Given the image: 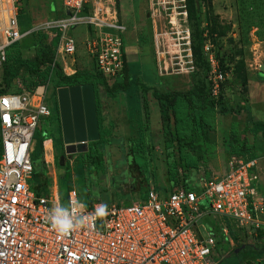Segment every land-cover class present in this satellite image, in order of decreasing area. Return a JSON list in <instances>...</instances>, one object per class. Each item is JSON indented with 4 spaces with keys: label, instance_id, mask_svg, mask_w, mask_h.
Masks as SVG:
<instances>
[{
    "label": "built area",
    "instance_id": "built-area-1",
    "mask_svg": "<svg viewBox=\"0 0 264 264\" xmlns=\"http://www.w3.org/2000/svg\"><path fill=\"white\" fill-rule=\"evenodd\" d=\"M142 1L155 28L161 73L160 63L167 55L170 60H180L174 73L193 70L189 0ZM16 3L0 0L4 19L0 68L11 46L36 33L59 39L53 69L59 59H74L78 41L71 33L80 27L89 32L84 49L106 80L117 79L126 68L128 27L120 19L117 0H61L62 15L33 24L24 33ZM211 47L207 42L203 52L212 69L211 96L218 101L226 77L217 68ZM174 53L175 58L171 56ZM187 64L192 67L186 68ZM17 82L20 85L21 81ZM49 83L33 92L0 95V264H216L215 236L203 238L198 231V223L209 216L232 221L238 230L264 239L259 158L232 156L223 176L166 197L151 189L144 200L124 207L101 202L85 205L76 189L68 193L63 206L36 194L30 187L33 145L40 122L51 116L46 96ZM100 205H106L103 217L96 216ZM56 209H64L72 220L73 227L67 233L53 227ZM222 232L228 236V227Z\"/></svg>",
    "mask_w": 264,
    "mask_h": 264
},
{
    "label": "rangeland",
    "instance_id": "rangeland-1",
    "mask_svg": "<svg viewBox=\"0 0 264 264\" xmlns=\"http://www.w3.org/2000/svg\"><path fill=\"white\" fill-rule=\"evenodd\" d=\"M16 1L19 12H25L21 14L22 18L30 19L33 24L62 15L61 0ZM117 6L121 21L128 27L124 48L126 68L119 76L118 82L123 84L129 82V90L126 95L119 96L118 105L122 103L127 105L125 101L129 98L130 107L127 111L129 116L125 117L127 122H124L111 137L112 148L109 149L108 144L97 145L104 147L99 148L104 155L100 170L91 167L88 161L79 160L82 155L86 156L88 153L66 156L60 161L65 155V150H62V144L55 134V150L58 154L56 168L62 198H66L72 189H76L85 205L99 201L106 205L115 204L124 207L144 200L151 189L166 197L173 191L183 189L185 184L196 186L209 181L215 178V175L213 176L215 170L221 173L228 170V162L232 157L230 136L233 129L252 147L251 153L246 157L253 154L260 159V191L264 194V131L256 130L253 126L254 123L264 124V75L260 71L261 65L264 64V0L199 2L198 16L195 15L193 22H190L193 70L174 73L179 69L180 60H170L167 55V58L161 59L160 63L163 78L158 74L155 28L147 18L145 2L117 0ZM3 25L4 19L0 11V28ZM161 28L163 29V26ZM86 30L85 27H80L71 33V36L78 41V53L75 65L67 61L68 74L74 70L84 71L81 63L88 58L87 52L83 49ZM39 34L41 33H36L20 43L19 51L23 58L29 59L35 55L38 48L35 46V41L38 40ZM203 36L204 39L206 38L205 41ZM52 38L53 34L43 42L49 43ZM206 41L212 46L217 68L226 77L222 94L225 108L231 112L224 113L217 108L212 117L211 136L189 139L179 147L174 142V123L170 132L162 130L159 105L154 103L146 108L144 99L147 96L144 90L146 87L159 86L174 91H186L196 86L211 93L213 75L207 57L204 56L205 61L199 64L194 57L196 47H201L203 43L204 51ZM57 49L58 47L55 48V59ZM171 49L177 51L175 47ZM16 53L17 51H13V54ZM176 55L174 53L171 56L175 58ZM152 56L156 57V62ZM59 62L62 68L61 59ZM185 67L191 68L192 65L187 64ZM165 68L167 71H164ZM63 72L68 76L65 71ZM94 72H97V68ZM51 75L52 80L47 82L50 83L46 96L47 105L52 111L51 115L53 114V123L58 81L55 71H52ZM20 81V85L16 84L13 91L18 94L28 92L23 80ZM108 82L110 86L116 80ZM244 82H247V91L243 87ZM100 94L101 92L99 97ZM244 99L247 100L245 105H243ZM46 122V119H43L39 126ZM191 157L198 161L194 163ZM44 177L45 173L42 169L35 173L30 181L32 191H38L39 182ZM52 179L50 178V182ZM225 227L229 229L228 236L222 232ZM209 230L213 231L209 232ZM198 231L203 238L211 234L215 236L216 250L213 259L216 264L248 262L264 264V239L255 237L248 230H238L232 221L209 216L198 223ZM232 252L234 253L231 254Z\"/></svg>",
    "mask_w": 264,
    "mask_h": 264
},
{
    "label": "trees",
    "instance_id": "trees-1",
    "mask_svg": "<svg viewBox=\"0 0 264 264\" xmlns=\"http://www.w3.org/2000/svg\"><path fill=\"white\" fill-rule=\"evenodd\" d=\"M207 2V0H203ZM202 0H189V20L193 22L194 16H198V3ZM210 3V2H207ZM192 6V8H191ZM25 12H19V25L21 31L24 33L29 28L33 26L30 19H23L21 14ZM191 27V23H190ZM38 40L35 41V46H38L35 55L32 58L25 59L22 57L19 49V45L23 40L30 39L27 37L21 42H18L11 46L7 52L6 62L0 68V95L6 94L7 92L13 91V87L17 84V80H23L27 86L28 92H33L35 88L40 85H46L48 80H52L51 72L55 71L57 76V81L60 86L67 87H80V86H94L97 88L99 85L108 86L109 80H106L98 71L95 72H76L73 76H66L62 68L57 65L56 68H52L55 60V48L58 47L59 39L54 38L49 43L43 42L49 38L48 35L41 33L39 34ZM206 39V38H205ZM204 36L203 40L205 41ZM202 40V41H203ZM208 41H206L207 43ZM203 46V43H202ZM197 46L194 52L195 61L199 64L204 59L203 47ZM13 51H17L13 54ZM210 66V65H209ZM124 72V71H123ZM119 78V77H118ZM115 81V80H114ZM111 82V81H110ZM113 82V81H112ZM117 86L113 89L116 92L117 89L120 90L125 86V83H113ZM129 84V83H127ZM243 87L247 91V82H244ZM145 91H148L146 89ZM16 92V91H15ZM154 97L158 102L161 111V122L164 130L171 131L172 123H174L175 138L174 142L180 146L186 143L189 139L194 140L197 137L209 138L211 136L212 128V117L214 111L219 108L221 112L230 113L231 110L225 108V102L223 96L216 101L211 93L201 90L200 88L193 86L187 92H166L161 93L157 90L154 91ZM145 100V99H144ZM144 101V105L147 108L148 103ZM247 103L244 99L243 105ZM148 114V122H149ZM251 120V118L249 117ZM254 128L256 130L264 131V124L254 123ZM110 130H103L101 132L100 143H109L110 140ZM35 138L38 139V145L33 152V165L34 174L36 172V166H42L43 161V131L39 128L35 133ZM1 143V136H0ZM98 144H96L97 146ZM231 154L232 156L245 158L247 160L257 158L255 155L251 154L250 157H246L248 153H251L252 147L247 144L246 140H242L238 135L237 131L233 129L230 136ZM137 150V149H136ZM104 155L90 148L89 153L84 156L82 155L79 160L88 161L91 167H95L96 170L102 169ZM192 161L196 163L198 160L191 157ZM67 167V164L65 165ZM69 172V171H68ZM185 190L193 189L189 184L184 185ZM61 193V192H60ZM65 198V197H64ZM92 204V203H89ZM232 252L231 254H233Z\"/></svg>",
    "mask_w": 264,
    "mask_h": 264
},
{
    "label": "crops",
    "instance_id": "crops-1",
    "mask_svg": "<svg viewBox=\"0 0 264 264\" xmlns=\"http://www.w3.org/2000/svg\"><path fill=\"white\" fill-rule=\"evenodd\" d=\"M60 5L62 9L61 2ZM88 33H89L88 30H86V37ZM84 56L87 58L86 55ZM152 57L154 60L156 59L155 56ZM67 61L71 62V65H75L76 56L74 57V59L73 58L68 59L65 60V62L62 61L63 71H67L68 69ZM58 65H60V62ZM81 65L84 67L83 70L86 72H94V70H96L95 62L91 60L89 56L87 59H85V61L82 60ZM156 65H157L159 77L163 78L162 76L164 74L161 73V71L159 70L157 62ZM76 72H82V71L74 70L72 71L71 74H68L67 72L66 73L68 76H73ZM116 83H118V78L116 79ZM127 83L129 82L126 81L125 86L123 88H121L120 90L117 89L116 92H113V89L117 87L114 84L107 86L105 90H103L105 86L102 85H99L97 88L90 85L80 86V87H67V86H60L58 85L57 82L55 122L52 123V119H53L52 118L53 114H52L49 118H46L47 121L46 124L38 127L39 130L41 129L43 131V137H44L43 139L44 164L42 166H36L35 173H37L38 170L42 169V171L45 173V177L42 181L39 182L38 191H34L36 194H38L39 196H48L52 200L56 201V204L58 202L60 205L62 206L64 205L66 198L64 197L62 198L61 196L58 170L56 168V157L58 154L57 151L55 150V139H54L55 134L56 137L60 140V143L62 144V150H65L66 139L70 141H77L80 138L86 140L89 145L91 142H94L90 145V148L99 150V152H101L99 148L103 149L104 147L97 146L96 148V144H100L101 141V132L103 130H110L111 135L107 139L111 140V137L114 136L116 130L120 129V126H122L124 122H127L125 117L129 116V112H127L130 107V104L128 103L129 98H127V101H125L127 105L123 103L121 105H118L119 96L123 94L126 95L127 90H129L128 87L129 84ZM146 89H148V91H145ZM190 89L191 88H189L188 90ZM145 90L144 92L146 93L147 96L145 101L148 103V108L150 107L151 104L154 103L158 104L157 100L154 97L155 90L161 93L174 92V90L164 89L159 86L157 88L154 86L146 87ZM188 90L179 91V92H187ZM100 92L101 94L99 97ZM127 97L131 98V96L129 95H127ZM133 98L135 97H132V99ZM162 130H163V126H162ZM104 144H108L109 149L112 148L111 142L103 143L102 145ZM37 145H38V139L35 138V142L33 145L34 150L37 147ZM225 173H226L225 171L221 173L215 170L213 176L215 175V178H217L223 176ZM50 178H53L52 182H50ZM96 202L99 201H95L91 203H96Z\"/></svg>",
    "mask_w": 264,
    "mask_h": 264
},
{
    "label": "clouds",
    "instance_id": "clouds-1",
    "mask_svg": "<svg viewBox=\"0 0 264 264\" xmlns=\"http://www.w3.org/2000/svg\"><path fill=\"white\" fill-rule=\"evenodd\" d=\"M105 215H107L106 205H100L96 209V216L103 217ZM80 222L83 223V220H81ZM52 224L53 227L61 233H67L68 230L73 227L72 220L68 217V214L64 209H56L55 215L52 217Z\"/></svg>",
    "mask_w": 264,
    "mask_h": 264
},
{
    "label": "water",
    "instance_id": "water-1",
    "mask_svg": "<svg viewBox=\"0 0 264 264\" xmlns=\"http://www.w3.org/2000/svg\"><path fill=\"white\" fill-rule=\"evenodd\" d=\"M260 71L264 75V64L261 65ZM89 153V144L86 140L78 139L77 141H70L68 139L65 140V155L62 156V160L65 159L66 156L71 155H82Z\"/></svg>",
    "mask_w": 264,
    "mask_h": 264
},
{
    "label": "flooded vegetation",
    "instance_id": "flooded-vegetation-1",
    "mask_svg": "<svg viewBox=\"0 0 264 264\" xmlns=\"http://www.w3.org/2000/svg\"><path fill=\"white\" fill-rule=\"evenodd\" d=\"M92 143H94V142H91L90 145H91ZM90 145H89V149H90ZM60 161H63V160L61 159Z\"/></svg>",
    "mask_w": 264,
    "mask_h": 264
}]
</instances>
